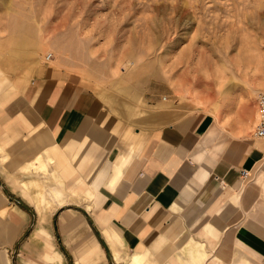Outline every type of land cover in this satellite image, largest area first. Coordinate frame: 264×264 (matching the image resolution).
Listing matches in <instances>:
<instances>
[{
	"label": "crops",
	"instance_id": "obj_1",
	"mask_svg": "<svg viewBox=\"0 0 264 264\" xmlns=\"http://www.w3.org/2000/svg\"><path fill=\"white\" fill-rule=\"evenodd\" d=\"M2 88L0 264H264V140L210 115L124 134L48 65Z\"/></svg>",
	"mask_w": 264,
	"mask_h": 264
},
{
	"label": "rangeland",
	"instance_id": "obj_2",
	"mask_svg": "<svg viewBox=\"0 0 264 264\" xmlns=\"http://www.w3.org/2000/svg\"><path fill=\"white\" fill-rule=\"evenodd\" d=\"M41 65L92 89L124 134L210 115L252 136L264 0H0L1 70L16 83Z\"/></svg>",
	"mask_w": 264,
	"mask_h": 264
},
{
	"label": "built area",
	"instance_id": "obj_3",
	"mask_svg": "<svg viewBox=\"0 0 264 264\" xmlns=\"http://www.w3.org/2000/svg\"><path fill=\"white\" fill-rule=\"evenodd\" d=\"M51 55L48 54L45 57L46 61H49ZM255 104L257 108V123L253 128L252 137L255 139L264 140V92H259L255 98ZM243 178L248 177V172L243 170L241 172Z\"/></svg>",
	"mask_w": 264,
	"mask_h": 264
}]
</instances>
